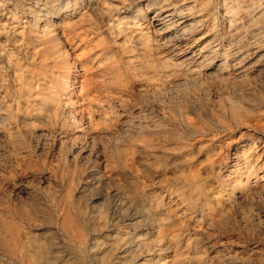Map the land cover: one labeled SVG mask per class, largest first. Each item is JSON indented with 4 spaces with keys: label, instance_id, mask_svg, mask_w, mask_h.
<instances>
[{
    "label": "rangeland",
    "instance_id": "374dc122",
    "mask_svg": "<svg viewBox=\"0 0 264 264\" xmlns=\"http://www.w3.org/2000/svg\"><path fill=\"white\" fill-rule=\"evenodd\" d=\"M129 1L51 0L38 43L0 1V264H264V0H167L180 47Z\"/></svg>",
    "mask_w": 264,
    "mask_h": 264
},
{
    "label": "bare ground",
    "instance_id": "6f19581e",
    "mask_svg": "<svg viewBox=\"0 0 264 264\" xmlns=\"http://www.w3.org/2000/svg\"><path fill=\"white\" fill-rule=\"evenodd\" d=\"M1 1V0H0ZM15 1V10H17L21 15L26 16V17H33L37 14L38 17H40V19H36V24L37 23H41V25L39 27L37 26H33L28 28L27 31V35L32 39V41L34 43H38V42H42L45 39L50 38L51 36H53V33H55V29H53V24H52V19L54 16L53 13L50 12L51 9V0H14ZM131 1V0H130ZM129 1V2H130ZM133 1V0H132ZM131 1V2H132ZM145 2L148 1L150 3V1H154V0H144ZM160 1V0H159ZM124 2V1H123ZM140 1H137L136 3L138 4ZM133 3V2H132ZM5 4V2H4ZM134 4V3H133ZM151 4V3H150ZM124 5V3H123ZM173 5V4H172ZM1 6V5H0ZM160 6V5H159ZM130 7V6H128ZM190 7V6H189ZM122 9H126L125 5L122 6ZM175 9V8H174ZM173 8H171V4H169V2L167 0H164L162 2V6L159 8V10L156 12V14H154V17L152 19L151 24L153 25L154 29H156L157 32H159V34L161 35V39L163 40V42L167 45H169L170 47H176L179 46L186 40H188L199 28H200V21L195 17V15H193L192 13L188 12V13H182L180 14L178 11V13L180 15H176L175 16V12L176 10H174ZM184 9V8H182ZM179 10V9H178ZM184 11V10H183ZM187 11V10H186ZM9 13V12H8ZM125 13V12H124ZM196 14V13H195ZM85 15V14H84ZM3 17V16H2ZM23 18V17H22ZM86 18V17H85ZM57 24V23H56ZM65 24V23H64ZM62 25V24H61ZM134 26V25H133ZM62 27V26H61ZM202 29V28H201ZM205 29V27H204ZM116 30V29H115ZM137 30V29H136ZM206 30V29H205ZM64 32V31H63ZM147 32V31H146ZM56 37V36H55ZM209 35L208 33L204 32L202 35H200V38H198L194 43H192L191 45H188L187 48H185L183 50V52H180V54L178 55V59H182V61H186L189 63L192 62H197L199 59H202V57L204 58L205 54L208 53L210 50L214 49L215 47L217 48V45H214V41L212 39H209ZM58 38H52L51 40H49L50 47L53 49L55 48V46L58 43ZM194 41V40H193ZM217 43V42H216ZM253 44V43H252ZM256 44V43H255ZM74 45V44H73ZM43 46V45H42ZM48 46V45H47ZM46 47V46H45ZM44 47V48H45ZM215 48V49H216ZM68 49V48H67ZM218 49V48H217ZM35 50V49H34ZM42 50V49H41ZM47 50V49H46ZM62 50V49H61ZM222 50V49H221ZM234 50V49H233ZM238 50V49H237ZM48 51V50H47ZM182 51V50H181ZM232 51V50H231ZM230 52V51H229ZM241 52V51H240ZM52 53V51H51ZM213 53V52H212ZM232 53V52H231ZM34 54V53H33ZM37 54V53H36ZM42 54V53H41ZM239 54V53H237ZM35 55V54H34ZM38 55V54H37ZM40 55V54H39ZM56 55V54H55ZM59 55V54H58ZM57 55V57H58ZM78 55V54H77ZM234 55V54H233ZM46 56V55H45ZM63 56V55H62ZM119 56V55H118ZM244 56V55H243ZM42 57V56H41ZM52 57V56H51ZM56 57V58H57ZM60 57V56H59ZM72 57V56H71ZM99 57V56H98ZM97 57V58H98ZM227 57V56H226ZM235 57V56H234ZM44 58V57H42ZM55 58V57H54ZM123 58V57H122ZM236 58V57H235ZM35 59V58H34ZM78 59V58H77ZM100 59V58H99ZM230 59V58H229ZM226 60V59H225ZM104 61V60H103ZM129 61V60H128ZM64 62L67 65V74L71 71L72 66H74V63H71L72 61H70L69 59V55L68 52H64ZM78 62V61H77ZM101 62V61H100ZM126 62V61H125ZM49 63V62H48ZM112 63V62H111ZM175 63V62H174ZM180 63V62H179ZM54 64V63H53ZM98 64V63H97ZM96 64V65H97ZM103 65V64H102ZM188 65V64H187ZM100 66V63H99ZM130 66V65H129ZM93 67V66H92ZM221 67V66H220ZM83 69V68H82ZM92 69V68H91ZM222 69V68H221ZM73 71V70H72ZM124 71V70H123ZM98 72V71H97ZM121 72V71H120ZM83 73V72H82ZM103 73V72H101ZM66 74V75H67ZM97 74V73H96ZM99 74V73H98ZM134 74V73H133ZM83 75V74H82ZM89 76V75H88ZM107 76V75H106ZM111 76V75H110ZM82 77H85L82 76ZM95 77V76H94ZM92 76V78H94ZM98 77V76H97ZM101 77V76H100ZM27 79V77H24ZM36 78V77H35ZM101 79V78H100ZM109 79V78H108ZM93 80V79H92ZM96 80V79H95ZM114 80V79H113ZM37 83L39 85L43 84L42 79H38L36 80ZM98 81V80H97ZM110 81V80H108ZM112 81V80H111ZM103 82V81H102ZM93 83V82H92ZM101 83V81H100ZM108 83V82H107ZM79 89H80V93L82 91H84V89H86L85 87L90 86L91 84L87 83L85 86L84 80L79 81ZM107 85V84H106ZM24 86V85H23ZM94 86V85H93ZM105 86V84H104ZM154 86V85H153ZM159 86V85H157ZM103 87V86H102ZM151 88V87H150ZM149 88V89H150ZM154 88V87H152ZM73 89V88H71ZM90 89V88H89ZM123 89V88H122ZM156 89V88H155ZM75 90V89H74ZM78 90V89H77ZM76 90V91H77ZM100 91V90H99ZM20 92V90H19ZM65 92V91H64ZM68 93V92H67ZM24 94V93H23ZM79 94V93H78ZM91 94V93H90ZM102 94V93H101ZM104 94V93H103ZM106 94V93H105ZM79 96V95H77ZM82 96H86L85 94ZM99 96V95H98ZM102 96V95H100ZM99 96V97H100ZM80 97V96H79ZM89 97V96H88ZM96 97V95H95ZM103 97V96H102ZM66 98V97H65ZM72 98V97H71ZM57 103H58V108H67L68 106H70L69 101H65L63 100L64 98L61 96L59 97V95H57V97L55 98ZM100 99V98H99ZM61 100V101H60ZM81 100V99H80ZM79 100V102H80ZM103 100V99H102ZM86 101V100H85ZM100 101V100H99ZM105 101V100H103ZM52 102V101H51ZM78 102V101H77ZM78 102V105H79ZM82 102V100H81ZM80 102V104H81ZM98 102V101H97ZM83 103V102H82ZM100 104V102H98ZM77 104V103H76ZM102 104V102H101ZM83 108L84 104H82ZM103 105V104H102ZM88 106V105H87ZM94 106V105H93ZM92 106V107H93ZM55 107V106H54ZM81 107V106H80ZM78 107V109L80 108ZM76 108V107H75ZM74 108V109H75ZM96 108V107H95ZM72 109V108H71ZM77 109V110H78ZM87 109V108H86ZM111 109V108H110ZM53 110V109H52ZM56 110V109H55ZM54 110V111H55ZM76 110V109H75ZM82 110V109H81ZM79 110V112L81 111ZM90 110V109H88ZM94 110V109H92ZM98 110V109H97ZM108 110V109H107ZM71 111V110H70ZM96 111V110H95ZM102 111V110H99ZM48 112V111H47ZM57 112V111H56ZM67 112V110H66ZM77 113V111H74ZM98 112V111H97ZM103 112V111H102ZM75 113V115H77ZM99 113V112H98ZM103 114V113H102ZM105 114V113H104ZM63 115V114H62ZM65 115V114H64ZM68 115V113H67ZM72 115V114H71ZM74 115V113H73ZM47 116V115H46ZM100 116V115H99ZM102 116V115H101ZM70 117V115H69ZM102 117H106V115L102 116ZM57 118V117H56ZM74 118V117H72ZM98 118V116H97ZM68 119V118H67ZM113 119V118H112ZM70 120H73L70 118ZM69 120V121H70ZM102 120V118H101ZM96 121V120H95ZM38 122V121H37ZM58 122V121H57ZM73 122V121H72ZM95 123V122H94ZM122 123V122H121ZM116 125V124H115ZM97 126V125H96ZM95 126V127H96ZM94 127V128H95ZM92 132V131H91ZM60 133V132H59ZM242 153V151H241ZM244 153V152H243ZM263 152H261L262 154ZM244 156V154H243ZM250 156V155H249ZM260 157V156H259ZM247 158H243V160H246ZM252 160V159H251ZM248 161V160H247ZM244 162L245 165L244 167H247L248 162ZM243 162V161H241ZM251 164V163H250ZM250 167V165H249ZM244 169V168H243ZM236 172V170H233ZM246 171V170H245ZM245 173V172H244ZM96 178V177H95ZM99 178V177H98ZM237 182V181H236ZM154 263V262H153ZM156 264V263H155Z\"/></svg>",
    "mask_w": 264,
    "mask_h": 264
}]
</instances>
